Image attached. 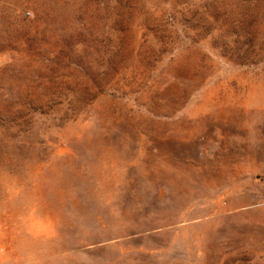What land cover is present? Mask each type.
Returning <instances> with one entry per match:
<instances>
[{
    "label": "rangeland",
    "instance_id": "rangeland-1",
    "mask_svg": "<svg viewBox=\"0 0 264 264\" xmlns=\"http://www.w3.org/2000/svg\"><path fill=\"white\" fill-rule=\"evenodd\" d=\"M0 264H264V0H0Z\"/></svg>",
    "mask_w": 264,
    "mask_h": 264
}]
</instances>
